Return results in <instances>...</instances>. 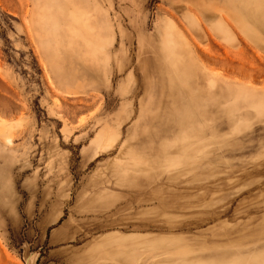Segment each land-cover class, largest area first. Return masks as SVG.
Masks as SVG:
<instances>
[{"label":"rangeland","instance_id":"obj_1","mask_svg":"<svg viewBox=\"0 0 264 264\" xmlns=\"http://www.w3.org/2000/svg\"><path fill=\"white\" fill-rule=\"evenodd\" d=\"M0 264H264V0H0Z\"/></svg>","mask_w":264,"mask_h":264},{"label":"bare ground","instance_id":"obj_2","mask_svg":"<svg viewBox=\"0 0 264 264\" xmlns=\"http://www.w3.org/2000/svg\"><path fill=\"white\" fill-rule=\"evenodd\" d=\"M170 42H172V41H170ZM173 55V54H172ZM176 55V54H175ZM178 55V54H177ZM182 57V56H181ZM180 57V58H181ZM212 60V59H211ZM210 61V60H209ZM181 62V61H180ZM212 62V61H211ZM214 62V61H213ZM29 247V246H28ZM29 250H30V248H29ZM27 256H28V258L30 259V260H35V262H36V258H37V254L36 255H29L28 254V252H27Z\"/></svg>","mask_w":264,"mask_h":264}]
</instances>
